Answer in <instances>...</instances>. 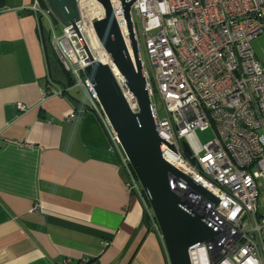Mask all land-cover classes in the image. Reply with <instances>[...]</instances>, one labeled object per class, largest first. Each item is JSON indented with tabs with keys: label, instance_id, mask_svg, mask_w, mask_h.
Returning <instances> with one entry per match:
<instances>
[{
	"label": "built area",
	"instance_id": "built-area-1",
	"mask_svg": "<svg viewBox=\"0 0 264 264\" xmlns=\"http://www.w3.org/2000/svg\"><path fill=\"white\" fill-rule=\"evenodd\" d=\"M108 1L131 56L123 3L132 0ZM75 3L78 21L74 27L59 25L42 0H32L26 8L38 26L45 23L49 50L73 83L65 89L49 81L44 96L62 97L74 88L83 92L86 109L98 118L119 155L118 167L129 195L144 203L148 224L164 249L142 187L84 76L88 60L78 35L93 58L91 47L102 46L87 0ZM129 18L143 56L152 119L165 141L161 157L214 198L170 177L171 189L182 204L215 229L207 241L187 251L189 263L264 264V213H260L264 205L260 199L264 193V61L255 58L251 46L257 36L264 35V0H134ZM57 26L61 28L58 35ZM104 54L102 64L108 66L130 111L137 113L135 98L123 90L122 76ZM18 108L24 111V106ZM205 129H211L213 137L202 143L196 131Z\"/></svg>",
	"mask_w": 264,
	"mask_h": 264
},
{
	"label": "crops",
	"instance_id": "crops-1",
	"mask_svg": "<svg viewBox=\"0 0 264 264\" xmlns=\"http://www.w3.org/2000/svg\"><path fill=\"white\" fill-rule=\"evenodd\" d=\"M31 2L0 0V264H169L98 118L44 96L61 69Z\"/></svg>",
	"mask_w": 264,
	"mask_h": 264
},
{
	"label": "water",
	"instance_id": "water-1",
	"mask_svg": "<svg viewBox=\"0 0 264 264\" xmlns=\"http://www.w3.org/2000/svg\"><path fill=\"white\" fill-rule=\"evenodd\" d=\"M133 1L123 3L131 56L116 28L109 1L87 0V5L95 35L122 76L125 82L123 90H127L135 98L138 112L130 111L108 66L96 61L89 54L78 35L88 60L84 76L91 84L98 105L142 187L158 226L168 263L190 264L187 251L207 241L215 234V229L182 204L171 189L170 177L184 180L210 200L214 198L161 157V146L165 145V141L158 136L152 119L140 52L129 18V8ZM43 3L62 27H74L78 21L75 0H43ZM40 29L43 31L42 25ZM183 149L188 155L184 145Z\"/></svg>",
	"mask_w": 264,
	"mask_h": 264
},
{
	"label": "rangeland",
	"instance_id": "rangeland-1",
	"mask_svg": "<svg viewBox=\"0 0 264 264\" xmlns=\"http://www.w3.org/2000/svg\"><path fill=\"white\" fill-rule=\"evenodd\" d=\"M61 30V28L59 26L56 27V34H59V31ZM252 49L255 53V58L259 61V62H263L264 61V35H259L257 36L251 43ZM49 49V46H48ZM50 51V50H49ZM140 55H141V48L139 49ZM142 59L143 56L141 55ZM55 62L58 64L57 60H55ZM59 65V64H58ZM60 67V66H59ZM60 70V69H59ZM67 74H63V72L60 70V76L62 79H60L59 83L62 84V86L59 87H67V82H68V78L66 77ZM67 89V88H65ZM71 94H73L74 96H76V98L78 99V101H80L84 106H87V99L85 97V95L83 94V92L80 89L74 88L71 92ZM99 121V120H98ZM196 137L198 138V140L200 142H206L209 139H211L213 137V132L211 129H205V130H197L196 131ZM260 199H264V193H262ZM260 213H264V205H260Z\"/></svg>",
	"mask_w": 264,
	"mask_h": 264
},
{
	"label": "bare ground",
	"instance_id": "bare-ground-1",
	"mask_svg": "<svg viewBox=\"0 0 264 264\" xmlns=\"http://www.w3.org/2000/svg\"><path fill=\"white\" fill-rule=\"evenodd\" d=\"M91 53L94 56L96 61L103 63V60H104L103 58L105 54L100 46L93 45L91 47Z\"/></svg>",
	"mask_w": 264,
	"mask_h": 264
},
{
	"label": "trees",
	"instance_id": "trees-1",
	"mask_svg": "<svg viewBox=\"0 0 264 264\" xmlns=\"http://www.w3.org/2000/svg\"><path fill=\"white\" fill-rule=\"evenodd\" d=\"M42 3H43V0H42ZM43 34L45 35V37H46V43H47V46L49 45V38H48V33H47V31L46 30H44V32H43ZM49 53H50V55H51V57L55 60V58L52 56V53L49 51ZM48 53V54H49ZM48 61H49V59H48ZM49 63V62H48ZM61 69V68H60ZM62 71V70H61ZM63 72V71H62ZM63 74H64V72H63ZM66 74V73H65ZM66 77L68 78V82H67V87H63V88H68V89H70V88H72V85H73V83H72V81H71V79L69 78V76L68 75H66ZM145 225L147 226V227H149V224H148V219H147V217H145Z\"/></svg>",
	"mask_w": 264,
	"mask_h": 264
}]
</instances>
